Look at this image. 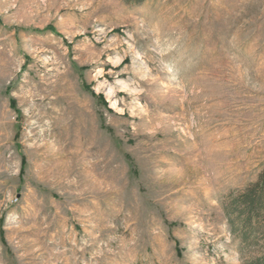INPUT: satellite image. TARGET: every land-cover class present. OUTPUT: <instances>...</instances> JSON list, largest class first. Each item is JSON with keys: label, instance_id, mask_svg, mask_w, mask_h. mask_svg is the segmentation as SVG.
Listing matches in <instances>:
<instances>
[{"label": "rangeland", "instance_id": "obj_1", "mask_svg": "<svg viewBox=\"0 0 264 264\" xmlns=\"http://www.w3.org/2000/svg\"><path fill=\"white\" fill-rule=\"evenodd\" d=\"M263 171L264 0H0V264L264 257Z\"/></svg>", "mask_w": 264, "mask_h": 264}, {"label": "trees", "instance_id": "obj_2", "mask_svg": "<svg viewBox=\"0 0 264 264\" xmlns=\"http://www.w3.org/2000/svg\"><path fill=\"white\" fill-rule=\"evenodd\" d=\"M263 208L264 171L259 175L258 180L253 184L252 187H249L240 194L232 197L226 205L227 214L230 215L234 213L237 223H239V226L242 227V231H240V236L243 242L246 243L248 241V238H250L249 235L251 234V231L254 232L255 230H257L258 232V230H260L258 225L254 226V223L257 222V224H259V217L264 216ZM262 220L264 221V219ZM244 264H264V257H253L245 261Z\"/></svg>", "mask_w": 264, "mask_h": 264}, {"label": "bare ground", "instance_id": "obj_3", "mask_svg": "<svg viewBox=\"0 0 264 264\" xmlns=\"http://www.w3.org/2000/svg\"><path fill=\"white\" fill-rule=\"evenodd\" d=\"M57 102V100H56ZM57 123H62L64 125L68 124V117L64 113H62L56 120Z\"/></svg>", "mask_w": 264, "mask_h": 264}]
</instances>
